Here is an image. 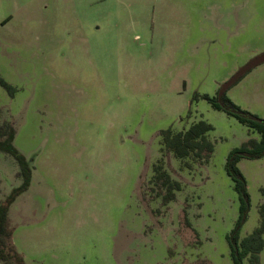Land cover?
<instances>
[{"label": "rangeland", "instance_id": "374dc122", "mask_svg": "<svg viewBox=\"0 0 264 264\" xmlns=\"http://www.w3.org/2000/svg\"><path fill=\"white\" fill-rule=\"evenodd\" d=\"M263 50L264 0H0V76L12 86L0 83V107L35 165L8 208L24 264H232L240 200L225 162L258 134L202 95ZM225 94L264 117V61ZM200 118L212 147L186 166L161 130ZM160 158L182 185L168 203L151 182ZM237 166L242 237L259 224L264 154ZM17 169L0 150V203Z\"/></svg>", "mask_w": 264, "mask_h": 264}, {"label": "trees", "instance_id": "16d2710c", "mask_svg": "<svg viewBox=\"0 0 264 264\" xmlns=\"http://www.w3.org/2000/svg\"><path fill=\"white\" fill-rule=\"evenodd\" d=\"M0 83L7 89H12V86L1 76ZM202 96L214 108L223 109L234 115L247 126L249 134L252 132L259 134L258 137L250 135L241 145L234 147L226 158L225 166L234 180V188L240 200L238 218L233 228L227 233L226 238L232 264H243L244 259H247V264H261L260 251L264 245L262 235L264 231V203L259 205V224L240 237L239 230L249 208V193L245 177L237 166V161L241 157H258L264 154V117L240 107L225 93H222L220 98L217 95H209L208 93H203ZM211 128L212 124L203 118L193 121L185 130H174L168 127L161 130L162 144L180 158L186 156L201 158L203 157V150H210L212 147L206 135V132ZM15 132V125L3 115V110L0 107V150L11 154L15 158L19 167L17 174L22 181L19 185L13 187L6 200L0 203V260L3 264H24V256L17 250L13 241V227L9 222L8 208L15 196L26 189L33 167L31 164L32 159L24 156L14 146ZM153 171L152 180L156 185L157 192L162 194L163 201L167 202L175 197V190L180 188V182L170 175L162 158L154 163Z\"/></svg>", "mask_w": 264, "mask_h": 264}, {"label": "water", "instance_id": "95a60500", "mask_svg": "<svg viewBox=\"0 0 264 264\" xmlns=\"http://www.w3.org/2000/svg\"><path fill=\"white\" fill-rule=\"evenodd\" d=\"M264 61V50L252 56L248 61H246L243 65L238 67V69L226 80L222 83L219 93H222L225 88H227L238 76L243 74L247 69L261 63Z\"/></svg>", "mask_w": 264, "mask_h": 264}, {"label": "flooded vegetation", "instance_id": "af4514ba", "mask_svg": "<svg viewBox=\"0 0 264 264\" xmlns=\"http://www.w3.org/2000/svg\"><path fill=\"white\" fill-rule=\"evenodd\" d=\"M227 8H225L224 7V11H222V12H226V13H228L229 14V12L231 13L232 11L231 10H227ZM234 15H237L236 13H234ZM252 68V67H251ZM238 69V68H237ZM250 69V68H249ZM249 69H247L246 71H248ZM246 71L243 73V74H241L240 76H238L232 83H234L237 79H239L240 77H242L245 73H246ZM231 83V84H232ZM230 84V85H231ZM222 85V84H221ZM221 85H220V87H221ZM229 85V86H230ZM220 87H219V90H220ZM227 88H225V90H226ZM225 90H223L222 91V93H225ZM222 93H219V91L217 92V97H219L220 98V96H221V94ZM191 124V123H190ZM190 124H188V126H187V128L189 127V125ZM187 128H183V129H179V130H185V129H187ZM257 133V132H256ZM258 134V133H257ZM258 136H259V134H258ZM2 151V150H1ZM174 154V153H173ZM11 155V154H10ZM175 155V154H174ZM176 157H178V156H176ZM188 157H191V156H186V157H183L182 158V160L184 161V164L186 165V166H189V165H191L190 163H189V161H188ZM14 158V157H13ZM180 158V157H179ZM14 160H15V158H14ZM16 161V160H15ZM17 162V161H16ZM157 162V161H156ZM155 162V163H156ZM31 164L33 165V167H32V171H31V176H32V174H33V172H34V170H33V168L35 169V165L33 164V162H32V160H31ZM17 165H18V163H17ZM153 165H154V163H153ZM153 165H152V169H153ZM166 168V167H165ZM18 169H19V167H18ZM18 169H17V172H16V176H19L17 173H18ZM168 171V170H167ZM154 172V171H153ZM169 172V171H168ZM170 173V172H169ZM170 175H171V173H170ZM152 176H153V173H152V175H151V182H152V184H153V188H154V191H155V195H158V194H161V193H158L157 192V189H156V185L154 184V182H153V180H152ZM172 176V175H171ZM20 177V176H19ZM173 177V176H172ZM174 179H176V180H178L177 178H175V177H173ZM179 181V180H178ZM180 182V181H179ZM181 182H180V188H178V189H176L175 190V197H176V191L177 190H179V189H181ZM175 197H173L172 199H170L169 201H167L166 203H168V202H170L171 200H173V199H175ZM183 216H184V221H185V218H186V209H185V206H184V211H183ZM11 224V223H10ZM11 226L13 227V225L11 224Z\"/></svg>", "mask_w": 264, "mask_h": 264}]
</instances>
